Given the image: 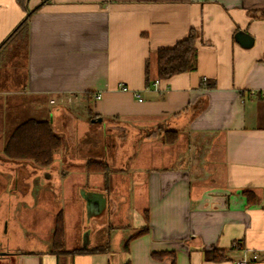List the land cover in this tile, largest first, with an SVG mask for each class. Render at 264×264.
<instances>
[{"label": "crops", "instance_id": "obj_1", "mask_svg": "<svg viewBox=\"0 0 264 264\" xmlns=\"http://www.w3.org/2000/svg\"><path fill=\"white\" fill-rule=\"evenodd\" d=\"M44 1L24 9L0 0V48ZM192 27L196 69L157 78V51ZM239 31L253 46L238 42ZM75 101L107 128L76 129L85 153L63 146L60 171L45 180L56 181L62 200L55 213L64 216V250L106 252L58 258L54 222L48 247L0 248V264H229L241 255L235 241L264 264V0H49L34 12L0 49V212L14 205L23 168L4 155L14 129L29 119L58 126ZM157 130L178 136L167 143L162 132L149 134ZM91 157L116 174L89 172ZM146 226L126 252L125 241ZM112 229L120 230L113 245Z\"/></svg>", "mask_w": 264, "mask_h": 264}, {"label": "rangeland", "instance_id": "obj_2", "mask_svg": "<svg viewBox=\"0 0 264 264\" xmlns=\"http://www.w3.org/2000/svg\"><path fill=\"white\" fill-rule=\"evenodd\" d=\"M86 107H88V104L83 101H75L71 104L66 103L64 108L62 107L61 114L58 115L60 116L56 124L58 126L54 125L56 131L58 128H65L66 130L63 132L60 131V135L63 137L64 147L66 148H64V150H67L66 152L68 155L70 154L71 156L75 155L78 157L79 154L85 153L86 146H88V144H84L83 141L73 136L77 133V131H75L76 129L107 128V120L101 124L92 123ZM49 109L52 112H58L55 107H50ZM61 150L55 154L54 162L49 167H40L29 161H17L18 164H22L23 168L17 171L20 177L14 181V205L10 204L8 206L5 204L4 208L6 211L0 212V226H2L0 228V248L10 247V249L14 251L20 249V251L25 253H33L42 247H48L47 242L52 235L51 227L55 222V212L62 200L59 197L56 181L54 179L45 180V175L48 172L56 173L60 171L62 165ZM68 150L70 153H68ZM195 151H200V149H193L192 151L194 158H200L201 153L196 152V154H194ZM114 169L115 168L111 167V174H116ZM29 178H31V180ZM0 206H2L1 201ZM43 223L46 225L44 228L42 227ZM72 233H74V231L70 230L69 243L73 241ZM109 234L112 245L115 238L120 239V230L112 229L109 231ZM103 236L104 245L107 243L108 235L106 233V235L104 234ZM83 243L84 241H82V245ZM12 264L18 263L13 260Z\"/></svg>", "mask_w": 264, "mask_h": 264}, {"label": "trees", "instance_id": "obj_3", "mask_svg": "<svg viewBox=\"0 0 264 264\" xmlns=\"http://www.w3.org/2000/svg\"><path fill=\"white\" fill-rule=\"evenodd\" d=\"M27 0H19L20 6L25 9ZM49 3L45 0L32 11L27 13L26 19L13 32V34L2 44L1 48L15 33L21 29L28 21L30 16L41 9L44 5ZM198 39L199 32L195 28H190L186 35L171 46L161 48L157 51V78L167 80L176 75L193 71L197 65L198 54ZM0 48V49H1ZM146 81L150 82V67L149 63L146 65ZM90 94H88L89 96ZM98 115L90 116V120L98 119ZM93 123V122H92ZM163 130L150 132L151 135H160ZM165 142L173 143L178 133L176 131L162 132ZM96 145V144H95ZM64 146L63 137L56 131L53 123L49 120L29 119L19 124L10 135L5 147L4 155L16 161H29L40 167H49L54 162L55 154ZM87 170L89 172H102L107 174L111 171L110 165L105 161H100L93 157L87 161ZM148 226L141 228L135 234L130 236L124 243V250L129 251L130 242L140 236L148 233ZM65 240V222L63 213H59L55 220L53 235H52V251L51 253L58 258L61 255H75V254H91L106 252L104 249H78L72 252L64 250ZM165 254L155 253L156 258H162ZM218 252L215 254V260L218 262H228L223 255ZM125 264H131L130 261Z\"/></svg>", "mask_w": 264, "mask_h": 264}, {"label": "built area", "instance_id": "obj_4", "mask_svg": "<svg viewBox=\"0 0 264 264\" xmlns=\"http://www.w3.org/2000/svg\"><path fill=\"white\" fill-rule=\"evenodd\" d=\"M158 85V82H155V86ZM121 88L123 90H126L127 87L122 84ZM96 99L101 98V95L98 94L95 96ZM140 101H142L141 98H139ZM232 248L234 250H240L241 255L236 258H232L229 260V264H262L261 254L259 252L250 251L246 248H242L240 242L235 241L232 245Z\"/></svg>", "mask_w": 264, "mask_h": 264}, {"label": "water", "instance_id": "obj_5", "mask_svg": "<svg viewBox=\"0 0 264 264\" xmlns=\"http://www.w3.org/2000/svg\"><path fill=\"white\" fill-rule=\"evenodd\" d=\"M236 39L245 48H249V47L253 46V44H254V39L250 35L246 34L243 31H239L236 34ZM96 121L97 122H102V118L99 117L98 119H93L92 120L93 123L96 122Z\"/></svg>", "mask_w": 264, "mask_h": 264}]
</instances>
